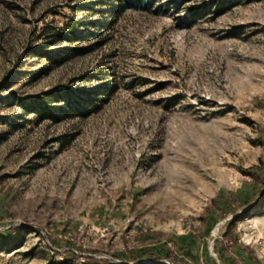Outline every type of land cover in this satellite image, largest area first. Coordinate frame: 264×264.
I'll list each match as a JSON object with an SVG mask.
<instances>
[{
  "label": "rangeland",
  "instance_id": "374dc122",
  "mask_svg": "<svg viewBox=\"0 0 264 264\" xmlns=\"http://www.w3.org/2000/svg\"><path fill=\"white\" fill-rule=\"evenodd\" d=\"M123 2L0 0V264H264V0Z\"/></svg>",
  "mask_w": 264,
  "mask_h": 264
},
{
  "label": "trees",
  "instance_id": "16d2710c",
  "mask_svg": "<svg viewBox=\"0 0 264 264\" xmlns=\"http://www.w3.org/2000/svg\"><path fill=\"white\" fill-rule=\"evenodd\" d=\"M123 2L128 8L137 9L140 7L141 0H124ZM48 109L44 108L42 110L43 113L47 114ZM70 254V253H69ZM73 256V255H72ZM110 264V262H107Z\"/></svg>",
  "mask_w": 264,
  "mask_h": 264
}]
</instances>
